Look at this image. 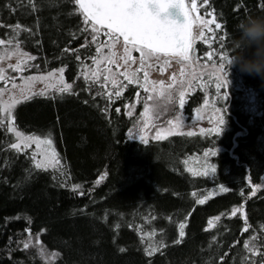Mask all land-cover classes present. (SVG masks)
Instances as JSON below:
<instances>
[{"label":"trees","instance_id":"1","mask_svg":"<svg viewBox=\"0 0 264 264\" xmlns=\"http://www.w3.org/2000/svg\"><path fill=\"white\" fill-rule=\"evenodd\" d=\"M204 8L224 26L214 29L223 40L209 33L207 43H195L205 56L213 52L214 61L228 62L237 51L232 38L239 20L264 14L260 0H209L201 13ZM72 12L70 0H0V39L15 36L11 44L35 57L30 72L62 67L72 81L71 93L33 95L14 112L18 129L52 139L57 169H36L27 151L9 147L6 126L0 128V264H264V78L228 63L233 82L254 92V112L244 92L231 90L220 135L144 143L128 134L133 117L125 104L135 87L111 97L77 76L96 41ZM197 98L198 91L189 95L187 110ZM214 147L222 148L211 157L215 172L192 176L184 161ZM241 205L244 216H232ZM180 223L186 225L182 238ZM31 236L39 243L25 249ZM160 241L164 248L147 256L149 244Z\"/></svg>","mask_w":264,"mask_h":264},{"label":"snow or ice","instance_id":"2","mask_svg":"<svg viewBox=\"0 0 264 264\" xmlns=\"http://www.w3.org/2000/svg\"><path fill=\"white\" fill-rule=\"evenodd\" d=\"M31 2V0H29ZM74 6V12L69 13L80 14L83 17V23L85 24L84 31H87L89 28L92 32V41H97L98 36L103 32L105 36L109 38V40H119V38H123L124 41V55L121 59L124 60L125 64L128 65L129 62H135V58L132 56L133 50L139 53L140 56V67L135 71L125 70L123 73L124 78L128 81V85L131 84H140L139 78L137 77V72L144 71L146 67V61L150 58H156L159 60L161 56L163 57H172L177 60L178 63L182 65L180 70V81L179 88L183 89L185 84L188 87H191L193 82H200L203 78V73H197L193 70L192 73H186L185 65H193V59L191 52L193 50V46L197 40V36L194 34V28L199 27L201 29L199 39L203 40L205 43L208 42V39L205 35V30L208 33L212 34L213 40L220 39L223 40L224 37L219 36L215 30H220L224 26L221 23L216 22L217 18L212 12L205 13L206 16H210L211 19H205L199 14V7H206L208 5L209 0H203V3L198 5L197 0H190V4L186 3V0H70ZM261 9L264 10V0H260ZM35 8V5H33ZM169 8H176L182 14V19L177 20L174 18H170L168 15L161 17L160 13H166ZM214 25V29L211 27ZM19 26H17L16 36L19 35ZM16 37H12L11 39L5 41L0 39V45L5 43L11 44L13 39ZM115 46V41L112 44L100 45L96 48L98 53L102 52L104 47L109 48V54L107 56H102L101 59L107 60L109 63H115V52L111 51V49ZM211 47V44L209 45ZM214 53H207V59L209 61L212 60ZM11 56H19L16 65H9V68L14 69L15 71H23L21 65H27L29 60H34L35 57L28 56L26 53H23L19 49V45L12 50L9 51L5 49L4 54L0 55V60L8 59ZM223 59V57H222ZM93 62L97 65L100 63L99 60L93 58ZM165 64H168V61H164ZM230 63V59L228 60ZM147 67H151L150 64ZM215 68V66H213ZM224 65L221 64L219 68H215V71L211 73V76L215 77V88L217 93L221 91L222 88L226 86V72H223ZM63 69H60V79L57 81V84L63 85L62 87H56V85H49V87H56V91L58 93H71L72 85L66 84L63 82ZM106 71H110L107 69ZM5 69L0 68V80H5L4 75ZM55 73L50 72L47 76H38V77H29L25 81V87L22 88L21 98L18 100L14 96L10 98L9 101H0V128L6 126L7 132L11 133L15 136L16 142L11 143L9 147L17 152H22L25 149L31 147V145H36V151L32 153V160L34 162L36 169L47 170L57 169L60 160L56 153L55 148L53 147V142L50 138H40L36 135H25L23 132L19 131L14 125L13 119V109L17 106V104L29 100L33 95H47L46 91H40L39 93L31 92V85L36 80H48L53 78ZM187 77H190L186 79ZM99 79L97 73H93L92 77H89L87 73H85V79ZM105 81L110 79L109 76H105ZM172 83L167 85L165 89V85L163 81L159 82L160 91L157 94L156 82L150 81L148 79V72L144 71V83L140 84L141 88H144L146 92L149 91L148 85L152 84L153 87L151 89V93L148 96V100L145 102V111L143 115L146 117L144 128L141 129L142 132L147 131L149 129V125L147 123V119L149 117V113L157 119L160 117L162 111L168 110V105H172L175 103V97L173 96V91L177 85V80L175 74L171 77ZM113 85L117 83L115 79L111 81ZM127 86V85H126ZM125 86V87H126ZM203 84H201V87ZM13 87H16L13 84ZM123 89L117 91L115 95L118 97L121 94ZM157 94L159 97H167V104L165 106H161L157 104H149V101L154 100V95ZM139 95V94H138ZM185 96L186 91L181 90L178 94L179 99V107L181 109L184 108L185 105ZM226 96V93L224 94ZM224 98V97H223ZM119 111V109H117ZM219 112V109H216ZM131 115V113H129ZM197 119H203L202 116H197ZM217 121L216 127L211 129L201 128L199 134L205 135L207 133L215 132L217 134L220 133L221 127L224 123V118L222 115L215 117ZM6 122V125H5ZM211 122V119H210ZM167 129H157L156 134L153 139L163 140L167 139L168 136H176V135H186L189 137L196 136L198 133L194 131H179L182 129L184 124L180 116H177L175 120L167 121ZM140 140L144 143H148L149 141L144 135L140 136ZM37 154L40 156V159H37ZM215 156V151H208L204 153L205 157ZM185 164H188V161H184ZM188 172L192 174V176H208L210 172H215V168L212 165H205L204 170L201 172L192 167L187 169ZM103 179V177H101ZM79 185L74 186V190L79 188ZM259 186L253 188L252 195L256 194ZM220 191L226 192L227 188L221 187ZM196 195V193H193ZM215 195V193H210L209 196L204 197L203 199H199L197 201L198 204H204L205 201L211 196ZM237 213H240L244 216V208L241 205L238 208H233L231 215L236 216ZM245 216V221H246ZM220 220V217L217 216L214 219H210L208 221V227L214 228L216 226V222ZM186 225L184 223L179 224V236L182 238L185 235L184 229ZM247 231V227L244 229ZM149 236L155 235V233L146 234ZM253 239H256L253 237ZM39 243V240H37ZM174 243H180L179 240L174 241ZM31 245V240L24 243V248L27 249ZM245 248L252 253L253 255H257V251L255 246L250 245V242H245ZM164 248V243L162 241L149 244V246L145 249L146 255L151 257L155 253L160 252L161 249ZM123 251V249H121ZM40 255H44V249L41 248L39 250ZM264 255V252L259 253ZM52 255L51 258H54ZM48 258V259H51ZM255 264V262H253Z\"/></svg>","mask_w":264,"mask_h":264},{"label":"rangeland","instance_id":"3","mask_svg":"<svg viewBox=\"0 0 264 264\" xmlns=\"http://www.w3.org/2000/svg\"><path fill=\"white\" fill-rule=\"evenodd\" d=\"M198 5L202 4L197 0ZM186 3L190 4V0H186ZM200 8V7H199ZM202 8V7H201ZM204 12H200L199 14L204 17L205 19H211L210 16H206L205 13L210 12L204 8ZM214 29V25L211 26ZM89 31L91 33V36L93 35L91 32V29L89 28ZM201 29L199 27L194 28V34L197 36V40L199 39ZM209 33L207 30H205V35H208ZM208 38V37H207ZM113 41H115V46L111 49V51L115 52V63H109L107 60L101 59L102 56H107L109 54V48L104 47L102 49L101 53H98L96 51V48L100 45H107L112 44ZM196 43V42H195ZM95 52L90 60V62H86L81 65L78 71V77H80L81 80H84L85 82H95L98 86H101L106 94H108L111 97L116 96L115 93L121 89V94L123 91L128 87V81L124 78L123 73L125 70L129 71H135L137 68L140 67V56L139 53L134 51L132 52V56L135 58V62H129L128 65L125 64L124 60L121 59V57L124 55V41L122 38H119V40H109L107 36L101 32V34L98 36L97 41L95 43ZM17 47V45H12L5 43L3 45H0V55L4 54L5 49L12 51ZM20 51L23 53H26L19 47ZM28 55V53H26ZM192 59L194 64L193 65H185V71L186 73H192L193 70H195L197 73H203V78L200 82H193L191 87H188L187 84H185L184 88H179V81L181 79L180 77V70L182 65L177 62L175 58L172 57H163L159 60L156 58H150L148 61H146V67L144 71L148 72V79L150 81L156 82V88H157V94L160 91L159 88V82L163 81L165 85V89L167 88V85L172 83L171 77L175 74L177 85L175 87V90L173 91V96L175 97V103L172 105H168L167 111H162L160 117L157 119L156 117L152 116L151 113H149V117L147 119V123L149 125V129L147 131L142 132L141 129L144 128L146 117L143 115L145 111V102L148 100V96L151 93V89L153 87L152 84L148 85L149 91L146 92L144 88L140 87V84L144 83V71L137 72V77L139 78L140 84H131L134 88V95L130 102L125 104L127 113H131V116L133 117V124L128 130L129 136L136 137L140 139L141 135H144L147 140L153 139V137L156 134L157 129H167V121L168 120H175L177 116H180L183 121V128L179 129V131H194L199 134L200 129H211L213 127L218 126L217 121L215 117H218L220 115L224 118V123L221 127V131L219 134L215 132L207 133L205 135H220L222 131L225 128V114H226V101L228 98V95L231 93L230 91H239L244 92L242 93V97L245 98V104L250 109V111L254 112L256 110L255 103L256 98L253 91L249 89H244L242 91L241 86L239 84H236L233 82V80L230 78L228 74V62L225 60L209 61L207 59L206 52H201L197 49L196 45L194 44L193 50L191 52ZM93 58L100 61V63L97 65L93 62ZM20 59L19 56H11L8 59L0 60V68H4L5 72V80H0V101H9L11 97H15L16 99L21 98V89L25 87V81L29 77H38V76H47L48 73L53 72L55 73V76L53 78H50L48 80H36L31 85V92L32 93H39L40 91H46L47 94L56 92V87H62L63 85L57 84V81L60 79V69H63L62 67L58 68H52L47 71L42 72H30L31 67H33V64L28 61L27 65H21L23 68V71H15L12 68H9V65H16L18 60ZM167 60L168 64H165L164 61ZM150 64L151 67H147V65ZM223 64V72H226V86L221 89L219 93H217L215 88V77L211 76L210 74L215 71V68H219L220 65ZM215 66V68L213 67ZM107 69H110V71H106ZM25 71H28L25 73ZM97 73L99 76V79L96 80L95 78L92 79H85V73L88 74L89 77H92L93 73ZM105 76H109L110 79L108 81H105ZM190 77L186 76V79ZM112 79H115L117 83L113 85L111 82ZM63 82L66 84L72 85V81H68L64 78L63 74ZM13 84L16 85V87H13ZM201 84L203 86L201 87ZM49 85H56V87H49ZM127 85V86H126ZM126 86V87H125ZM238 88V89H236ZM241 89V90H240ZM184 90L186 91L185 96V105L184 108L181 109L179 107V99L178 94L179 91ZM194 91H198V98L195 101V103L190 107L189 110L186 109V102L189 98V95L193 93ZM226 93V96L224 94ZM120 94V95H121ZM139 94V95H138ZM157 94L154 95V100L149 101V104H159L162 107L167 104V97H159ZM224 97V98H223ZM225 102V103H224ZM18 105V104H17ZM16 108V107H15ZM15 108L13 109V119L15 118ZM216 109H219V112L216 111ZM202 116L203 119H197V116ZM211 119V122H210ZM6 125V122H5ZM15 125V123H14ZM17 128V126L15 125ZM18 129V128H17ZM19 131L23 132L25 135H36L40 138H49L47 136H40L37 134L24 132L20 129ZM12 138V143L16 142V138L13 134L9 133ZM201 135V134H199ZM52 140V139H51ZM53 142V141H52ZM53 147L56 150L57 149L53 143ZM220 147H214V148H206L200 151L198 154L189 156L186 160L188 161V164L186 165V168L192 167L196 170L203 171L205 165H212L215 168V165L212 161V156L205 157L204 153L208 151H215L216 153L221 150ZM24 151H27L29 155L32 158V153L36 151V145H31L30 148L25 149ZM58 155V153H57ZM37 159H40V156L37 154ZM210 172L209 174H211ZM31 240V244L37 246V237L31 236L29 238Z\"/></svg>","mask_w":264,"mask_h":264},{"label":"clouds","instance_id":"4","mask_svg":"<svg viewBox=\"0 0 264 264\" xmlns=\"http://www.w3.org/2000/svg\"><path fill=\"white\" fill-rule=\"evenodd\" d=\"M230 63L246 74L264 78V14L247 15L234 26ZM228 64V63H227Z\"/></svg>","mask_w":264,"mask_h":264},{"label":"water","instance_id":"5","mask_svg":"<svg viewBox=\"0 0 264 264\" xmlns=\"http://www.w3.org/2000/svg\"><path fill=\"white\" fill-rule=\"evenodd\" d=\"M160 15H161V17H163L165 15H168L170 18H174V19H177V20H181L182 19V14L176 8H169L166 13H160Z\"/></svg>","mask_w":264,"mask_h":264}]
</instances>
